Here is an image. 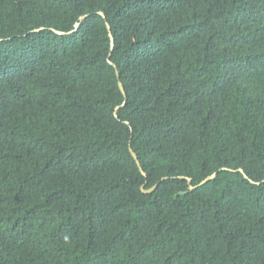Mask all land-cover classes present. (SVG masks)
Wrapping results in <instances>:
<instances>
[{"label":"trees","instance_id":"1","mask_svg":"<svg viewBox=\"0 0 264 264\" xmlns=\"http://www.w3.org/2000/svg\"><path fill=\"white\" fill-rule=\"evenodd\" d=\"M0 264H264V0H0Z\"/></svg>","mask_w":264,"mask_h":264},{"label":"water","instance_id":"2","mask_svg":"<svg viewBox=\"0 0 264 264\" xmlns=\"http://www.w3.org/2000/svg\"><path fill=\"white\" fill-rule=\"evenodd\" d=\"M100 14H101L102 16H104L102 12H101ZM83 19H84V17H81V20H83ZM78 26H79V24H76L75 29H74L73 31H76V30L78 29ZM108 29L110 30V26H109V25H108ZM73 31H69V32H61V31H57V30H55V33H57V34H59V35H65V34H71ZM109 34H110V39H111V51H112V50H113V46H114V37H113V35H112L111 32H110ZM119 87H120V90H121V92L123 93V95L126 96L125 91H124V87H123V85H122L121 82H119ZM124 103H125V102H124ZM124 103H122L121 106H123ZM121 106L116 107L115 112H114L115 115H117V111H118L119 107H121ZM125 123L128 124V122H125ZM130 153H131V155L133 156V158L135 159L136 164H137V166L139 167V170H140L141 174H142L143 176H145L146 174H145L144 170L142 169V167H141V165H140V162H139V160H138V158H137L135 152H134L131 148H130ZM227 170H229V169H227ZM238 171H240V172L243 173V171H242L241 169H238ZM216 174H217V173L215 172V173H213L212 175H209V176L206 177L203 181H201L199 184H197V185H195V186H192V185L190 184V182H191V179H190V178H186V179H187V182H188V184H189V189H194V188H197V187H199V186H201V185H204V184L207 183L208 181L212 180V179L216 176ZM244 176H245V178L247 177L246 175H244ZM179 178H184V177H181V176H180ZM251 182L254 183V184H259V183H260V182H254V181H251ZM142 187H143V186H142ZM155 187H156V185H155L154 187L150 188L149 190H143V192H144V193H150V192H152V191L155 189Z\"/></svg>","mask_w":264,"mask_h":264}]
</instances>
